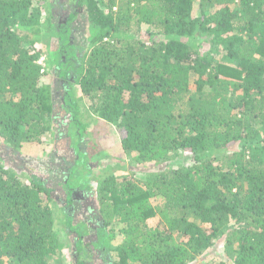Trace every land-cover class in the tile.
Listing matches in <instances>:
<instances>
[{"label":"trees","instance_id":"1","mask_svg":"<svg viewBox=\"0 0 264 264\" xmlns=\"http://www.w3.org/2000/svg\"><path fill=\"white\" fill-rule=\"evenodd\" d=\"M75 8L54 22L48 12L43 20L39 0H0V142L15 152L55 136L62 101L75 129L67 138L83 139L91 112L122 132L135 165L160 171L110 175L94 201L68 165L66 210L55 216L51 190L0 157V264H62L56 218L76 235L73 263L87 264L77 256L84 224L69 210L79 193L97 205L91 245L101 264H189L217 241L230 264H264V0H76ZM82 13L83 55L70 35ZM43 24L66 52L54 61L69 88L62 94L41 85L35 42L23 45ZM179 156L182 165L162 167Z\"/></svg>","mask_w":264,"mask_h":264},{"label":"rangeland","instance_id":"2","mask_svg":"<svg viewBox=\"0 0 264 264\" xmlns=\"http://www.w3.org/2000/svg\"><path fill=\"white\" fill-rule=\"evenodd\" d=\"M75 3L76 0H39V6L43 10V20L48 13L52 14V20L54 22L60 14L61 18H66L65 15L70 12L69 9H76ZM64 12L66 14H64ZM194 13H198L197 7L194 8ZM55 14H57V16ZM77 20L79 25L76 29L72 30L70 34L72 37L71 43L73 47H77L78 54L83 55V53L87 54L90 52V48L86 43L88 42V37L82 36L87 32V23L83 22V13L79 14ZM40 29L39 33L33 34L32 36L30 33V35L24 36L25 38L22 37L23 45L26 47L30 45L28 42H35V46L41 54L36 62L41 67V72L44 74V77L41 79V85L44 86L45 90L48 92L55 91L58 94H62L66 89H69L66 81L58 77L59 70L58 64L56 63L57 60L59 61L64 58L62 55L58 58V53L66 54V52L61 49L63 45L61 43L62 39H60V37L58 39L57 35L53 36V33L50 34L51 30L47 29L46 24H43ZM70 35H67V38H69ZM203 50L207 51L208 47L203 46ZM52 56H54V58L51 62L50 58ZM55 57H57V59H55ZM69 64L71 67H75L77 61L70 59ZM83 104L86 107L89 105L86 100H84V102L82 101V106H84ZM55 105L56 113L52 116L53 118H59V123L62 121L59 129L57 128L58 123H54L55 136L49 135L42 144L25 143L15 152L8 151V149L3 147L2 142H0V157L4 164L13 166L14 168L17 167L21 170V173H25V175H35L39 182L44 183L46 187L51 190L52 197L54 198L52 207L56 212L55 216H62L60 208H63V211L66 210V205L64 204L65 192L62 184L64 180L68 178L67 168L65 169L68 165L74 166L70 177L73 184L82 186L84 183L88 182L92 186L94 201L100 181L110 175L124 177L133 176L136 178H143L142 176L146 175V179L150 178L148 176H150L152 172L160 171V167L153 164H148L146 167L135 165L134 162H132V157L123 153L120 148L122 132L116 127L103 122L97 118L95 114H91V112L84 115L85 119L83 120L90 124L89 126L91 129H89L88 133H85L83 139H78L77 136H70L67 138L65 136V131L67 129L73 130L74 128L71 124V126L69 125V120H67L69 115L63 107V102H57ZM54 121H56V119ZM59 132L62 133L61 137L58 135ZM80 141L81 144L75 148V144ZM77 151L83 153L82 158L77 159ZM183 156L182 159H180L181 156H179L167 162L166 165L162 167L164 169L177 168L182 165L184 161L183 158L185 157ZM76 159L78 161L74 163ZM189 164L190 163L186 161V166ZM62 170L64 173H62ZM21 178L22 180H26L25 177ZM92 193H89L87 196L85 194L84 197L82 196L83 193H79V199L74 201L69 210H71L72 215L76 217L74 223L79 221L84 224L83 228L86 233L83 236V249L77 256L81 258L84 263L101 264L96 249L91 245L92 242L96 241V227L101 225V221L94 213L97 205L92 199ZM119 228L115 229V235L118 241L122 240V234L118 232ZM55 230L57 231L56 234L63 248L59 261L62 262V264H74V258L72 257L74 256L73 254H77L74 248L76 235L65 229L61 220L58 218H56L55 221ZM221 261L230 264L226 261L221 247V241H217L212 248L203 251L200 256H197L189 264H205L207 262L218 263ZM52 263L55 264L54 262Z\"/></svg>","mask_w":264,"mask_h":264}]
</instances>
